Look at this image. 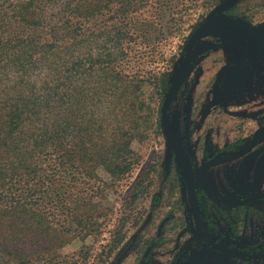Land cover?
<instances>
[{
	"label": "trees",
	"instance_id": "1",
	"mask_svg": "<svg viewBox=\"0 0 264 264\" xmlns=\"http://www.w3.org/2000/svg\"><path fill=\"white\" fill-rule=\"evenodd\" d=\"M178 1L0 0V264H61L65 246L103 234L106 191L141 164L133 144L161 130L171 84L154 53L176 29Z\"/></svg>",
	"mask_w": 264,
	"mask_h": 264
},
{
	"label": "flooded vegetation",
	"instance_id": "2",
	"mask_svg": "<svg viewBox=\"0 0 264 264\" xmlns=\"http://www.w3.org/2000/svg\"><path fill=\"white\" fill-rule=\"evenodd\" d=\"M244 20L251 27L257 25ZM221 21L219 18L213 22L221 24ZM252 32L248 41L259 53L254 52L263 74L258 90L264 92V34L263 30L260 34ZM198 41L190 48V66L196 59V47L204 45L196 46ZM201 43L210 48L204 53L219 50L221 44L213 36ZM183 55L184 48L182 58ZM221 60H224L221 56L211 57V64ZM195 79V74L188 73L167 114L169 128L187 154L191 175L185 179L180 163L167 145L160 120L166 148L164 178L169 191L164 204L166 212L161 216L155 236L145 241L146 250L141 254L140 249L133 252L132 264H264V129L260 130L264 127V111L240 121L226 119L222 107L210 106L212 96L207 91L195 93ZM186 111L190 129L184 134L173 127L170 119L173 112L184 119ZM258 130L255 144L250 147ZM221 161L224 162L218 163ZM209 162L218 164L204 166ZM189 190H193L201 222L198 234ZM127 248L126 244L117 252L116 264ZM164 255H168L167 259L160 261L159 256Z\"/></svg>",
	"mask_w": 264,
	"mask_h": 264
},
{
	"label": "rangeland",
	"instance_id": "3",
	"mask_svg": "<svg viewBox=\"0 0 264 264\" xmlns=\"http://www.w3.org/2000/svg\"><path fill=\"white\" fill-rule=\"evenodd\" d=\"M176 4L178 5L177 14L174 15L177 18L174 22L176 29L165 41L159 43L156 49L157 53H154V58L158 55L157 72L168 73L171 85L178 73L186 40L196 27L203 24L206 19L214 14L219 17L227 16L234 20L241 19L245 21L246 18L251 22H255L256 26H260L264 34V0H179L173 3V5ZM160 18V23L163 27H166L170 24L172 17L168 11L163 10ZM222 24L223 26L212 22L213 28L210 34L218 37L222 35L218 32V27L229 28L234 33L242 35L240 36L241 41H246L244 46H241L245 53L252 50L259 55L258 51L251 48L252 45L248 41L253 32L246 24L237 21L231 24ZM206 37L196 39L199 40L196 46L204 44L196 47L198 50L196 53L207 47L205 43H201ZM247 41L250 45L247 44ZM232 48L234 49V47ZM147 55L148 53L145 54L144 60L148 59ZM137 69H140V74L145 76L150 66L147 62L144 65L140 64ZM152 88L150 85L146 87V98L152 96ZM153 98L156 100L155 96ZM170 121L178 132L188 133L190 117L187 111L184 119L177 112H173ZM133 149L140 155L141 164L130 178L113 185L112 191H106L104 204L112 209L109 213L108 226L104 228L103 234L97 238L72 241L61 250L64 255L69 256L61 264H116L114 257L117 252L120 253L123 250L126 244L129 248L122 257L120 256L117 264H132L133 252L140 249L141 254L142 250H146L145 241L155 236L161 216L165 215H163V212H166L164 204L167 202L169 195L168 182L164 178L163 161L166 148L162 129L158 130V134L151 133L144 142L134 143ZM146 171L150 173L149 180L151 183L148 192L133 202L129 200V194L127 195L126 191L130 190L140 173ZM99 173L102 178L108 180V176L102 170ZM116 229L121 230L123 239L118 247L110 252L107 245L111 234ZM106 255L109 256L108 259H106ZM167 257L168 255L159 256L160 261H165Z\"/></svg>",
	"mask_w": 264,
	"mask_h": 264
},
{
	"label": "crops",
	"instance_id": "4",
	"mask_svg": "<svg viewBox=\"0 0 264 264\" xmlns=\"http://www.w3.org/2000/svg\"><path fill=\"white\" fill-rule=\"evenodd\" d=\"M217 38L221 42L219 50L204 53L210 50L206 48L199 51L190 66L189 76L195 74L197 81L195 93L207 91L209 97L212 96L210 106L222 107L226 119L240 121L263 112L264 92L258 90L263 74L254 52L245 53L239 38ZM220 56L224 60L211 64V57Z\"/></svg>",
	"mask_w": 264,
	"mask_h": 264
},
{
	"label": "water",
	"instance_id": "5",
	"mask_svg": "<svg viewBox=\"0 0 264 264\" xmlns=\"http://www.w3.org/2000/svg\"><path fill=\"white\" fill-rule=\"evenodd\" d=\"M222 19L221 24H231L233 22H242L243 24H246L248 26V28L251 31H255L258 34L261 33V28L260 26H255V27H251L249 26L245 21L239 19V20H234L231 19L229 17H219V16H215V14L213 16H211L210 18L206 19V21L201 24L199 27H197L193 33L190 35V37L187 39V42L184 46V55L183 58L181 60V64H180V68L178 70L177 76L175 78V81L173 82V84L171 85V87L168 90V93L165 96V99L163 101L162 107H161V116H160V120H161V125L163 128V132H164V136L167 142V145L169 147V149L174 153L176 159L178 160V162L180 163L182 170H183V174L185 179L187 180L188 177L191 175V167H190V163L187 157V154L185 152V150L183 149V147L180 145V143L177 141V139L174 137V135L171 132V129L169 128V125L167 123V114H168V110L170 105L172 104L173 100L175 99V97L177 96L183 82L185 81L189 70H190V63H191V52H190V48L192 43L198 39L199 37H204V36H208L211 35V31H212V22L216 21V19ZM217 24V23H216ZM223 25V24H222ZM225 27H220V29H218V32L222 35H220V37H231V38H240V34H234V32L227 28L224 29ZM213 35V34H212ZM241 42L244 43V40H242ZM263 128H261L260 130H263ZM258 130L253 138H252V142H251V146L252 147L255 144V139L256 136L258 134V132L260 131ZM250 149V148H249ZM249 149H247L244 153H246ZM242 153V154H244ZM240 154V155H242ZM238 156L235 157H231L229 159H227L226 161H231L236 159ZM224 161L218 162V163H222ZM218 163H206L204 166H209V165H216ZM202 166V167H204ZM201 167V168H202ZM199 168L198 171L201 169ZM198 171L196 173V175L198 174ZM188 195H189V202H190V207H191V213L194 217L195 220V224H196V229H197V234L200 232L201 230V222H200V218H199V214H198V210L196 207V203H195V198H194V194H193V190H189L188 191Z\"/></svg>",
	"mask_w": 264,
	"mask_h": 264
}]
</instances>
